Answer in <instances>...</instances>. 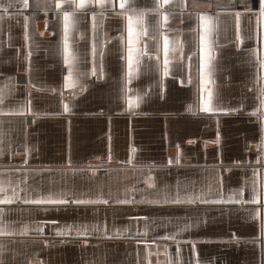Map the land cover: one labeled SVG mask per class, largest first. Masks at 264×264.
Listing matches in <instances>:
<instances>
[{
	"label": "crops",
	"instance_id": "crops-1",
	"mask_svg": "<svg viewBox=\"0 0 264 264\" xmlns=\"http://www.w3.org/2000/svg\"><path fill=\"white\" fill-rule=\"evenodd\" d=\"M115 2V10L110 5H90L86 15L79 14L71 39L79 57L78 71L85 75L69 88L63 87L68 66L63 63L62 13L53 0H29L27 8L22 0H0L5 6L14 5L10 14L0 10V89L5 93L0 104V180L6 185L11 181L20 197L13 204H0L6 210L5 230L16 233L0 235V261L167 264L170 257L173 264L177 259L183 264L197 260L199 264H264V237L259 234L264 219V146L257 147L264 116L252 114L259 101L257 62L251 50L257 47L264 56V20L259 21L260 42L256 39L259 0H231L230 6L228 0H220L225 2L220 8L212 3L215 0H186L183 11L180 0H174L167 9L170 19L164 32L177 50L169 53L167 76L156 68L157 42L161 65L164 59L163 39L156 30L158 17L148 13L149 35L141 38V47L146 44L149 55L142 57L139 73L128 84L131 108L122 91L126 68L120 37L127 33L119 0ZM135 6L151 8L154 0H135ZM245 6L252 11L246 12ZM92 12L97 14V65L103 51V73L98 71L96 76L90 74ZM198 12L218 19L212 36L215 58L210 79L214 83L208 85L198 75ZM235 12L241 13L243 43L236 40ZM177 41H183V58ZM205 87L213 90L214 107L238 110L203 111L198 97H206ZM137 95L142 102L135 106ZM20 109L23 115L14 114ZM25 159L27 164L22 165ZM254 170H258L260 201L244 203L252 198ZM25 176L26 183H20ZM148 176L154 186L147 183ZM178 183L184 203L148 202L165 194L175 199ZM49 193L69 201L103 198L109 203H23L25 198ZM188 195H200L208 202L187 203ZM230 196L241 202H212L228 201ZM117 199L134 202L114 203ZM94 224L100 230L92 229ZM24 225L28 233L21 235ZM68 226H72L69 235H57V229ZM84 226L90 234L77 236L75 229ZM41 227L43 233L37 230ZM115 229L122 235H115ZM172 235L174 240L164 238Z\"/></svg>",
	"mask_w": 264,
	"mask_h": 264
},
{
	"label": "snow or ice",
	"instance_id": "snow-or-ice-1",
	"mask_svg": "<svg viewBox=\"0 0 264 264\" xmlns=\"http://www.w3.org/2000/svg\"><path fill=\"white\" fill-rule=\"evenodd\" d=\"M174 3V0H154V6L151 8H138L135 6V0H119V15H121L125 21V30L127 33V36L125 37L123 34L121 35L120 39L123 44V55L121 56V60L125 61L124 67L126 68V71H124V89L122 90L124 93V98L129 104V108L133 106V98L128 96V92L131 91V89L128 88V84L131 83V80L134 78L135 75L139 73V68L141 64V59L145 55H149L147 45L145 44L144 47H141V38L146 37L149 35V29L147 26V14L148 13H154L157 17V25L156 30L160 32L163 44H162V51H163V63L162 65L159 63L160 56V45L159 42H157V53H156V68L158 71L162 72L163 76H167L170 74V59H169V53L175 52L177 50L176 45L172 42V40L169 38V36L164 32V29L170 19V14L168 12V7ZM54 7L62 13V21H63V35H62V54H63V63L68 66V75L65 78V84L63 87H69L74 88L78 83V76H84L85 73L79 72L77 68V63L79 61V57L77 53L73 49V41L71 39L73 29L77 27L78 20H79V14L85 13L86 10L89 9L90 5H96L100 8L108 7L109 5L113 10L116 9V2L115 0H53ZM229 6L231 5V0H228ZM14 5L12 3H9L7 6L0 4V10H2L4 13H9V9L12 8ZM22 6L24 8H27L29 6V0H22ZM198 6L194 3L193 5ZM188 7L186 0H180V9L183 11ZM213 7V4H209V9ZM215 7L220 8L223 7V5L220 3V0H215ZM65 8L71 9L70 11L65 10ZM246 12H251L252 9L245 6L244 9ZM257 18H258V30L256 34L257 43L260 42V35H259V21L264 20V0H259V8L256 10ZM103 16L104 14L101 13ZM235 18H236V40L239 43H243V38L240 35L239 31V19H240V12H235ZM197 17V27L200 29L198 33V48L200 52V67L198 69V75L201 78V81L204 85H208L210 83H214L210 79L213 68H212V60L214 57V51H213V41L212 36L213 33L217 31L218 29V19L214 17L213 15H210L207 12H198L196 13ZM2 19V17H0ZM27 20L28 18L25 17V23H24V39L27 41L29 39L28 32H27ZM97 14L95 12H92V24H91V30H92V46H91V56H92V68L90 70V74L93 76H96L99 73H103V51L101 50L99 52L100 56V63L97 65L96 57H97V45H96V29H97ZM47 23V22H46ZM195 31V29L193 30ZM42 34V33H41ZM83 35V34H81ZM155 39V37H153ZM177 44H179V51L181 58H183V41H177ZM252 54L256 60V76H255V83L258 86L257 88V95L256 99L259 101V105L253 110L254 115L258 116H264V56L260 54V49L257 47H254L252 50ZM31 52L28 53V58H30ZM190 56L188 59L190 60ZM189 83H191V77L189 76ZM34 87V85H33ZM55 91V89H53ZM204 91L207 93L206 97H198V99H202V106L203 111L205 112H228V111H237L238 109H225L222 107H214L213 106V98L214 93L213 90L210 87H205ZM62 94V93H61ZM148 93L145 92L144 95H147ZM5 93L3 89H0V104L3 103ZM135 106H138L140 102H142V97L140 95H137L134 98ZM30 101H29V108L28 111H31L30 108ZM64 111H69V107L67 104L64 105ZM0 114H3V110L0 109ZM14 114L23 115L24 109H20ZM260 143L257 145V147L264 146V125L260 128ZM0 137H2V133H0ZM216 143H219V133L217 134V140ZM189 143H193V141H189ZM0 144H2V139H0ZM177 148L179 146L177 145ZM25 151L27 152V148H25ZM134 152L135 149H132ZM0 154H2V149H0ZM111 157L109 156V159ZM179 152L176 157V162L179 163ZM71 161L69 160V164ZM129 163H131V158L129 159ZM169 164L172 163V159L170 158L168 161ZM27 164V159H25L22 162V165ZM21 169H17V171H20ZM24 171H27V169H23ZM253 175L257 177L256 180L253 181L252 185V198L248 201H243L244 203H255L258 204L260 201V191H259V181H258V170H254ZM27 176H25V179L21 181L20 183H26ZM146 181L149 184V186H154L153 184V178L151 176L146 177ZM12 187L11 181L8 182L6 185L3 180H0V204L2 205H10L15 203L18 199H20L16 188L12 187L11 194H9L8 189ZM21 191H24V189H21ZM241 196L243 195L244 189L241 188L240 190ZM196 199H201L200 195H196L195 198L192 195H188L187 197V203H194ZM75 203V204H97V203H103L108 204L109 201L107 199L103 198H97V199H75L72 201H69L68 199L64 198H54L51 193H49L47 196H39L35 199L31 198H25L23 200V203L25 204H36V205H43V204H49V205H66L68 203ZM134 201L131 199H117L114 201V203L117 204H129L133 203ZM150 203H184L185 200H183L179 196V183L177 184V196L175 199H169L167 197V194L163 196V198L160 199H153L148 201ZM202 203H207L208 201L202 200ZM214 203H224V202H236L240 203V200H235L234 197L230 196L228 201L219 200V201H212ZM5 209L0 208V235H6V236H12L16 235L14 231H7L5 230L6 225L2 223L3 216L5 213ZM146 219V218H145ZM55 223V222H53ZM189 225H186L185 227H188ZM92 229L100 230L97 225H92ZM72 226H68L64 230L57 229V235H69L71 231ZM40 233H43V228L37 229ZM104 233L107 235V227L104 226ZM124 231H127V229H124ZM28 233V226L24 225L23 230L20 233L21 235H26ZM75 234L77 236H87L90 234L88 226H84L83 228L77 227L75 229ZM259 234L261 237H264V219H261L260 225H259ZM115 235L119 236L122 235V232L119 229H115ZM166 239H175V236H166L164 237ZM86 243V241H85ZM139 243V241H138ZM195 246L193 245V249ZM3 250V246L0 245V251ZM179 244H177V257H179ZM150 256L151 253H148ZM165 255L168 256L167 251H165ZM0 264H3L2 261H0ZM149 264L151 262L149 261ZM157 264H160L158 261ZM167 264H173L172 259L169 257ZM175 264H183V261L180 259H177ZM189 264H191V261H189ZM196 264H199V260L196 261Z\"/></svg>",
	"mask_w": 264,
	"mask_h": 264
},
{
	"label": "rangeland",
	"instance_id": "rangeland-1",
	"mask_svg": "<svg viewBox=\"0 0 264 264\" xmlns=\"http://www.w3.org/2000/svg\"><path fill=\"white\" fill-rule=\"evenodd\" d=\"M212 3H215V2H212ZM220 3L224 4L225 2H220Z\"/></svg>",
	"mask_w": 264,
	"mask_h": 264
}]
</instances>
